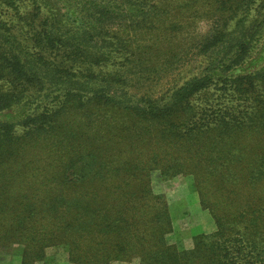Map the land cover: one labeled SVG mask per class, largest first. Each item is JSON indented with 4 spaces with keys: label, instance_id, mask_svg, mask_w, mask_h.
I'll return each mask as SVG.
<instances>
[{
    "label": "trees",
    "instance_id": "trees-1",
    "mask_svg": "<svg viewBox=\"0 0 264 264\" xmlns=\"http://www.w3.org/2000/svg\"><path fill=\"white\" fill-rule=\"evenodd\" d=\"M179 175L216 225L190 248L157 183ZM55 246L264 264V0H0V248Z\"/></svg>",
    "mask_w": 264,
    "mask_h": 264
},
{
    "label": "rangeland",
    "instance_id": "rangeland-1",
    "mask_svg": "<svg viewBox=\"0 0 264 264\" xmlns=\"http://www.w3.org/2000/svg\"><path fill=\"white\" fill-rule=\"evenodd\" d=\"M204 64L205 61L202 59L194 60V62L183 67L173 76L161 81V83L160 81L158 83H147L143 88H148L152 92H163V90L172 88L175 84H182L191 75L197 73L199 67ZM157 183L160 185L158 189L167 197L173 219L174 230L168 236L171 244H175L178 247L190 248L195 236L211 234L216 231L215 222L211 214L201 206L199 195L194 188L191 178L179 175L163 182L158 178ZM0 264H22V249L18 247L0 248ZM35 264L74 263L70 260L66 247L55 246L48 249L46 257Z\"/></svg>",
    "mask_w": 264,
    "mask_h": 264
}]
</instances>
